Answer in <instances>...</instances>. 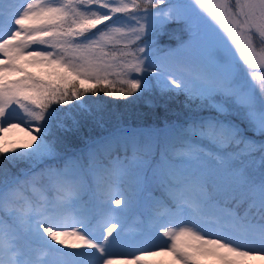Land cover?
<instances>
[{"label": "rangeland", "instance_id": "rangeland-1", "mask_svg": "<svg viewBox=\"0 0 264 264\" xmlns=\"http://www.w3.org/2000/svg\"><path fill=\"white\" fill-rule=\"evenodd\" d=\"M100 1L117 20L90 34L85 17L96 14L95 0H0V69L20 70L11 85L0 79V183L9 180L0 188L3 264H34L38 257L41 264H264L262 15L250 11V0H170L158 10H133L131 0ZM45 22L52 33H41ZM68 24L82 36L58 31ZM157 29L173 30L176 40L145 48ZM108 45L120 53L105 52ZM137 75L153 86L160 77L162 84L191 88L203 99L197 108L204 114L183 118L186 130L175 132L142 124L126 132L122 124L121 132L85 145L79 156L69 150L65 163L54 164L61 140L38 127L40 109L55 108L48 97L71 93L67 108L76 114L67 120L75 131L67 135L92 133L95 125L115 124V110L101 111L91 97L102 89L94 92L91 81H104L97 83L104 88L121 81L134 91ZM30 130L43 147L20 138ZM22 166L30 169L16 176ZM55 182L62 185L49 199ZM12 200H23L28 219ZM42 218L55 227L70 224L71 234L45 231ZM40 239L74 252L46 256L49 250L33 243Z\"/></svg>", "mask_w": 264, "mask_h": 264}, {"label": "trees", "instance_id": "trees-1", "mask_svg": "<svg viewBox=\"0 0 264 264\" xmlns=\"http://www.w3.org/2000/svg\"><path fill=\"white\" fill-rule=\"evenodd\" d=\"M131 1H132L133 10L139 8L158 10L160 8H164L166 6L171 5L170 0H131ZM95 3L96 4L92 5V9L96 10V14L88 15V17L86 16L85 20L89 22L92 32H94L95 34L97 33L100 34L109 30L112 26H114L117 20L116 19L117 15L111 12L106 13L104 9H101L102 6L100 0H95ZM64 10L65 9H62L61 11L64 12ZM66 21L69 22V19L63 20L62 22L65 23ZM97 21H100L102 23L96 24ZM45 24H46V29H43L41 33H45V32L52 33L51 29L53 25L48 24L46 22ZM70 25L71 24H68L66 26L60 25L58 31L64 35L74 27V26L71 27ZM165 27H167V25H165L164 28ZM80 33H81L80 30L75 27L74 30L69 31L68 36L69 37L72 36V38L78 37L80 36ZM157 33H159V35H156V37H154L153 40L147 42L145 48L150 49L151 47H153V43L155 42V40H156V45L159 49H162L161 47L173 43L176 40L171 35L174 34L173 30L169 29V33H168V32H161V30L159 31L157 29L156 34ZM148 39H150L149 36L144 38V40L147 41ZM118 47H119L118 45H108L106 47V52L109 54H113V53L119 54L120 52ZM19 72H20L19 67L11 68L8 67L7 65L2 69H0V79L5 80L4 82L11 85V83L13 84L15 82L14 78H17L16 76L18 75ZM136 78H137L136 82L139 85L138 88L134 89V91L130 90L129 84L121 81L112 82L111 84L107 85L106 88L100 87V85L97 84L100 82L91 81L92 85L88 84L91 85L92 90H94V92L100 91L102 89L101 93L96 94V99L94 95H92L93 97H91L92 100L101 103L100 104L101 111L105 113H108L110 111L111 113L112 111L115 110L114 115L116 116L115 117L113 115V117L115 118L114 120L115 124L109 125L110 123H107L108 121H104L105 123H107L106 124L107 127L105 128L104 126H102V129H100L98 125H95L92 133L89 132L86 134L77 133L75 135H67V130L70 131L71 134L72 131H75L73 126L69 123V120H67L68 116L71 115L74 116L76 114L73 109L67 108V104L69 102L67 100L71 98L70 95L71 93H69L68 95L64 94L66 96L65 99L62 98L60 99V97L59 99H57L54 96L48 97L52 100L55 108H53L49 112L45 111L43 107L40 109L43 111L44 118H42L39 121L40 125H38V127L39 129H41L40 131L45 137H53L55 140L56 139L61 140L60 145L59 144L57 145L60 150L57 156H54V158H52V160H54V164L59 165L65 163V159L68 154L71 155L77 154V156H79L80 155L79 153L81 151L87 149L85 145L90 143L94 144V142H96L100 138L102 139V137H105L111 133L121 132L122 129H120V127L122 124H124L123 126H125L124 130L122 131H126V132L134 130L133 127L140 126V124L150 127L166 126V127H170L171 129H174L173 131L175 132V131L186 130V127H183L185 123L182 124L183 122H181L183 118L200 116L204 114L203 111H200L201 108L199 110L197 108V105L199 104V102H203V99L196 96L197 95L196 92L190 90L191 88H187L183 84L175 85L172 82L162 84L158 81V80L160 81L163 80V78L160 77H159L160 79L156 77L157 78L156 83L158 82L157 83L158 87L153 86V83L151 84L150 81H148L143 77H140L139 75H137ZM114 80H119V79H114ZM103 82H101L100 84L105 85V83ZM161 84L164 85L163 86L164 88L161 87ZM189 94L192 96H189ZM80 96L83 98V100L91 101L84 95L80 94ZM74 98H76V96H74ZM148 99H150L151 101L145 102ZM86 105L87 104L85 102L84 108H87ZM210 113L212 112H209V114ZM58 116L60 117V119L64 118L66 122L62 123L59 120L60 124L57 125ZM161 138H163V136H158L157 140L159 141ZM159 143L160 141L158 143L157 142L155 143L157 153H160V149L157 147ZM69 150H71V153H68ZM118 152L121 154L124 153L120 150H118ZM134 152H138L139 156L141 155L140 149L135 150ZM129 153L131 152L127 151L124 154H129ZM83 162L85 166L89 164L87 159H84ZM44 167H45L44 164L42 166L39 165V167H37L36 169H32L29 172H33V174H36L38 171L40 172V170L43 169ZM81 167L82 168L84 167L83 164L81 165ZM27 169H30V167L28 166L20 167V171L16 172L17 173L16 176L21 175ZM7 182H9L8 179L0 183V188H3ZM161 193L163 194V191ZM11 203L20 205L19 201L17 200L14 201L12 200ZM18 205H17V209L19 210L20 207ZM232 205L234 208L236 207V209L238 210L244 209V206H238L237 203L236 204L234 203ZM2 207H4L3 204L0 205V212L4 214L3 211L5 210V208ZM60 247L63 249L64 246H62L59 243L54 248L57 250L55 251L60 252L59 250L61 249H58ZM64 249L72 250L68 247H64ZM0 264H3V261L0 260Z\"/></svg>", "mask_w": 264, "mask_h": 264}, {"label": "bare ground", "instance_id": "bare-ground-1", "mask_svg": "<svg viewBox=\"0 0 264 264\" xmlns=\"http://www.w3.org/2000/svg\"><path fill=\"white\" fill-rule=\"evenodd\" d=\"M263 6H264V0H262V3H261ZM249 7H250V11H255L259 14L262 15L263 17V20H264V13H263V9L261 8L259 2L257 0H250V3H249ZM28 137V138H32L35 143H38L40 142V146L43 147L42 145V141H41V138H40V135H38L36 132H34L33 130H30L29 132L25 133V132H21L20 133V138H24V137ZM254 263L255 264H258L259 263V260H254Z\"/></svg>", "mask_w": 264, "mask_h": 264}, {"label": "water", "instance_id": "water-1", "mask_svg": "<svg viewBox=\"0 0 264 264\" xmlns=\"http://www.w3.org/2000/svg\"><path fill=\"white\" fill-rule=\"evenodd\" d=\"M261 6V8L263 9V13H264V6L261 4L262 3V0H257Z\"/></svg>", "mask_w": 264, "mask_h": 264}]
</instances>
